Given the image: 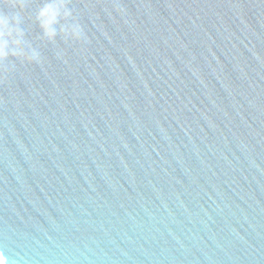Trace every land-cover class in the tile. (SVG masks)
Listing matches in <instances>:
<instances>
[{"label": "water", "instance_id": "obj_1", "mask_svg": "<svg viewBox=\"0 0 264 264\" xmlns=\"http://www.w3.org/2000/svg\"><path fill=\"white\" fill-rule=\"evenodd\" d=\"M0 264H264V0H0Z\"/></svg>", "mask_w": 264, "mask_h": 264}, {"label": "clouds", "instance_id": "obj_2", "mask_svg": "<svg viewBox=\"0 0 264 264\" xmlns=\"http://www.w3.org/2000/svg\"><path fill=\"white\" fill-rule=\"evenodd\" d=\"M3 54V51H2V49H0V55H2Z\"/></svg>", "mask_w": 264, "mask_h": 264}]
</instances>
